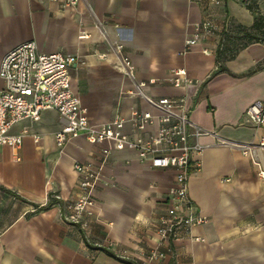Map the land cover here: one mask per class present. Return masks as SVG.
<instances>
[{
	"label": "crops",
	"instance_id": "crops-1",
	"mask_svg": "<svg viewBox=\"0 0 264 264\" xmlns=\"http://www.w3.org/2000/svg\"><path fill=\"white\" fill-rule=\"evenodd\" d=\"M257 3L264 14V0ZM209 16L221 26L229 18L232 34L238 25L249 28L254 22V14L236 0L220 5L212 0H81L78 9L50 0H0V66L26 41H35L42 52L78 55L72 86L92 122L100 124L127 116L134 107L151 109L142 98L121 96L131 88L115 68L114 46L122 42L138 80L148 83L146 91L156 97L187 95L191 119L210 132L198 139L204 146L201 168L190 178L191 197L210 220L193 228L200 240L161 244L171 250L152 264H264V179L241 148L264 134V125L244 119L249 106L264 98V43H248L225 60L227 71L213 75L220 64L218 36L183 53L195 25ZM179 68L194 79L190 86L169 80ZM3 86L0 76V91ZM64 123L57 111L45 110L41 120L13 127V133L30 130L20 148L0 146V264H139L159 245L155 225L166 213L174 170L153 168L135 150H114L85 230L64 219L63 206L78 196L75 163L98 161L105 144L78 137L61 151L55 133ZM259 155L264 159V149Z\"/></svg>",
	"mask_w": 264,
	"mask_h": 264
},
{
	"label": "built area",
	"instance_id": "built-area-1",
	"mask_svg": "<svg viewBox=\"0 0 264 264\" xmlns=\"http://www.w3.org/2000/svg\"><path fill=\"white\" fill-rule=\"evenodd\" d=\"M50 1L76 9L81 2ZM225 1L212 0L218 5ZM236 1L245 6L252 2ZM96 24L100 26L98 22ZM230 27L229 18L221 26L216 18L206 17L195 25L193 33L186 39L183 53L194 50L211 36H218L220 45L222 33L229 31ZM85 36L84 32L80 35ZM114 50L119 56L115 68L131 83L130 89L121 91V96L142 98L150 105V110L134 107L127 116L118 114L108 122L93 123L72 86L71 71L79 64V56L64 50L42 52L35 41H26L10 50L0 66V76L4 81L0 91V146L20 148L30 130L24 127L20 132L13 133V127L25 120H41L43 112L48 109L57 111L65 119L63 126L55 133L61 151L78 137H84L92 144H105L98 161L75 163V170L79 174L76 186L78 196L67 200L63 206L64 219L79 224L85 230L94 216L96 190L114 150L132 149L141 161L148 162L153 168L174 170L175 181L166 196V213L155 225L159 245L139 263L152 264L155 260L163 261L171 250H162L161 244L181 238L200 240L199 236H193V228L210 220L200 212L190 194V178L201 168L198 157L204 149L198 139L210 132L191 119L192 107L187 95L153 96L146 91L148 83L138 80L135 64L126 52L125 44L117 42ZM204 51L208 52L207 49ZM169 80L177 87H188L194 82L184 68L174 69ZM244 119L257 127L264 125V98L249 106ZM128 126L130 131L126 130ZM31 135L35 142L40 141L39 134ZM241 148L244 154L251 157L258 176L264 179V159L259 155V150L264 149V134L258 137L257 142Z\"/></svg>",
	"mask_w": 264,
	"mask_h": 264
},
{
	"label": "trees",
	"instance_id": "trees-1",
	"mask_svg": "<svg viewBox=\"0 0 264 264\" xmlns=\"http://www.w3.org/2000/svg\"><path fill=\"white\" fill-rule=\"evenodd\" d=\"M246 7L254 14V22L249 28L238 25L236 28L237 34L231 33L232 26L230 27L229 31L222 33V40L217 51V60L220 64L213 75L221 71H227L228 69L224 65L225 60L233 58L236 53L248 43H264V14L261 12L257 0H252L250 4L246 5ZM239 38H246L247 43L241 47H238L236 41ZM108 253L113 255L110 252Z\"/></svg>",
	"mask_w": 264,
	"mask_h": 264
},
{
	"label": "rangeland",
	"instance_id": "rangeland-1",
	"mask_svg": "<svg viewBox=\"0 0 264 264\" xmlns=\"http://www.w3.org/2000/svg\"><path fill=\"white\" fill-rule=\"evenodd\" d=\"M232 29V28H231ZM247 43V39L246 38H239L237 41H236V44L238 47H241L243 46L244 44Z\"/></svg>",
	"mask_w": 264,
	"mask_h": 264
}]
</instances>
